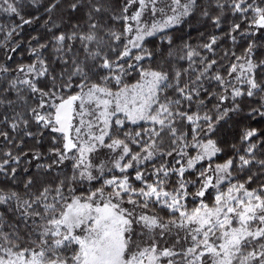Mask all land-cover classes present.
Wrapping results in <instances>:
<instances>
[{"label":"snow or ice","instance_id":"6c2138e0","mask_svg":"<svg viewBox=\"0 0 264 264\" xmlns=\"http://www.w3.org/2000/svg\"><path fill=\"white\" fill-rule=\"evenodd\" d=\"M0 13V264H264V0Z\"/></svg>","mask_w":264,"mask_h":264},{"label":"trees","instance_id":"16d2710c","mask_svg":"<svg viewBox=\"0 0 264 264\" xmlns=\"http://www.w3.org/2000/svg\"><path fill=\"white\" fill-rule=\"evenodd\" d=\"M27 3H28V0H25V4L26 5H27ZM12 19H15V17H12ZM9 22H10L9 17L7 15L3 14V13H0V23H9ZM38 27H39V25H37V24H33V25H29V26L25 27L23 29L25 37L27 36V34L30 31H32L33 29L38 28ZM199 31H200V29H193L188 34L190 36H192V37H196L199 34ZM177 34H181L179 32V30H177ZM0 39H3V35L2 34H0ZM2 56H3V51H2V49H0V59H2Z\"/></svg>","mask_w":264,"mask_h":264}]
</instances>
